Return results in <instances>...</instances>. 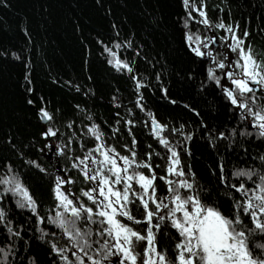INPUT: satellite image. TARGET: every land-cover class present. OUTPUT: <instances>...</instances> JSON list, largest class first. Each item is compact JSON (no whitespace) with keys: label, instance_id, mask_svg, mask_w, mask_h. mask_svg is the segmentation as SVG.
Segmentation results:
<instances>
[{"label":"trees","instance_id":"trees-1","mask_svg":"<svg viewBox=\"0 0 264 264\" xmlns=\"http://www.w3.org/2000/svg\"><path fill=\"white\" fill-rule=\"evenodd\" d=\"M206 3L208 16L214 23L220 18L226 24L238 23V35L247 30L250 33L247 43L252 45L253 54L264 60V0H206ZM185 15L182 0H0V176L5 171L3 165L12 163L40 205L41 215L53 205L51 188L58 169H70L64 157L45 147L46 143L63 146V139L44 140L41 133L46 127L58 128L64 138L74 132L86 147H93L90 137L81 133L87 132L85 125L95 123L107 143L114 145L121 155H128L125 145L132 148L135 139L137 159L145 160L147 153L152 152L151 163L154 167L159 165L156 168L159 177L165 174L166 150L144 124L150 123L151 112L169 125L164 135L173 145H180L178 150L186 171L191 168L199 185L217 189L205 202L217 203L225 215L230 214L232 202L214 175L218 165L223 163L229 176L237 169L264 172L259 161L264 156V140L237 135L235 143L213 141L216 148L209 143L203 125L214 133H227L234 128L243 131L247 126L233 115L234 109L220 90L207 81V69L213 66L210 61L201 62L186 50ZM190 27L192 32L211 34L202 26ZM212 31L218 37L226 35L219 29ZM128 41L133 49H121L122 59L130 61L135 74L148 85L140 89L143 112L135 107L138 97L134 81L127 73H118L108 66L106 54H102L103 45L111 47L116 42ZM135 51L140 55L136 56ZM26 75L31 84L25 81ZM202 81L207 85L204 89ZM29 87L32 92L26 91ZM162 88L167 89V96ZM28 99L34 103L28 104ZM41 107L54 115V122L42 123L38 116ZM87 116L92 119H86ZM126 120L133 121L131 134ZM73 121V128L68 129L66 125ZM181 125L180 132L171 134V128L180 129ZM189 134L192 139L185 140ZM71 147L75 154L82 155L78 142L74 141ZM21 153L23 160L37 161L50 175L25 165ZM70 174L75 176L76 172L71 170ZM230 182L237 183L231 177ZM247 183L253 186L251 181ZM156 184L157 194L165 196L164 182L157 179ZM79 187L77 184L72 190L78 192ZM235 195L239 198V194ZM6 208L11 227L20 231L17 238L0 225V248L7 250L10 246L16 253L8 257L7 264H31L33 258L36 264H52L49 244L37 238L40 233L36 231L35 218L26 210L16 209L14 200H9ZM133 215L143 218L136 208ZM125 222L146 234L147 225ZM45 231H56L59 235V230L52 226ZM250 240L253 245L264 243L259 236ZM176 242L175 230L165 228L157 235L158 250L166 249L169 258L173 257ZM145 246L143 241L136 242L135 250L142 256ZM89 254H94V250ZM3 260L0 253V262Z\"/></svg>","mask_w":264,"mask_h":264},{"label":"snow or ice","instance_id":"snow-or-ice-1","mask_svg":"<svg viewBox=\"0 0 264 264\" xmlns=\"http://www.w3.org/2000/svg\"><path fill=\"white\" fill-rule=\"evenodd\" d=\"M182 4L186 13L183 19L186 50L201 62L210 61L213 66L207 69V81L220 90L234 109L233 115L247 126L243 131L234 128L231 132L214 133L203 125L209 143L213 148L217 147L213 141L235 143L237 135L264 140V60L258 59L252 45L247 43L250 33L245 30L238 35L239 24H226L222 18L214 23L208 16L206 0H199L198 4L196 0H182ZM193 24L211 34L192 32L190 26ZM213 29L222 30L226 35L218 37ZM217 45L221 47L217 48ZM121 49H133L131 41L116 42L111 47L103 45L102 54H106L108 66L118 73H127L134 81L138 97L135 107L143 112L144 97L140 89L148 85L135 74L132 63L122 59ZM135 55L139 56L140 52L135 51ZM13 56L19 59L15 53ZM156 79L160 80L159 74ZM25 81L31 84L27 75ZM206 87L202 81L201 88ZM161 90L167 96V89ZM26 91L32 92V89L29 87ZM77 91H80L79 86ZM27 103L31 105L34 101L28 99ZM38 116L42 121L55 120L45 107L38 109ZM148 116L150 123L144 121L145 126L150 127L153 138L166 150L164 175L157 177L159 165L154 167L151 163L152 152L147 153L145 160L137 159L135 139L132 148L125 145L128 155H121L114 145L107 143L100 126L95 123L85 125L87 132L81 133V136L87 134L90 137L93 147H86L74 132L64 138L58 128L46 127L41 133L44 140L63 139V146L53 147L46 143L45 147L58 157H64L70 169H58L51 188L53 205L41 215L40 205L25 185L21 173L12 163L4 164L5 171L0 176V225L12 236L20 237V231L11 227L6 208L7 202L14 200L16 209L26 210L35 218L36 231L40 233L37 238L49 244L52 264H264V243L253 245L250 240L253 236L264 238V172L254 168L237 169L229 176L225 165H218L214 175L218 185L227 190L226 198L232 202L230 214L225 215L217 203L205 202L217 189L199 185L191 168L186 171L178 150L180 145H173L164 135L169 125L160 122L151 112ZM86 119L92 118L87 116ZM73 124L74 121L69 122L66 127L72 129ZM125 124L130 126L131 134L133 121L126 120ZM182 128L183 125L180 129L171 128L170 132L174 135ZM118 131L114 129V132ZM191 139L190 134L185 136V140ZM74 141L79 143L82 155L75 154L71 147ZM8 143L11 144V140ZM20 155L23 160V153ZM259 161L264 169V156H260ZM23 163L50 175L47 168L35 160H23ZM71 170L76 172L75 176L70 174ZM230 177L237 183H231ZM157 179L166 185L167 192L163 197L157 194ZM248 181L253 186H249ZM77 184L80 185L78 192L72 190ZM234 193L239 194V198ZM133 208L142 219L133 215ZM125 221L131 225H147L146 234ZM49 226L59 230V235L56 231H45ZM165 228L175 230L177 234L172 258L166 249L158 250L157 247V235ZM141 241L146 243L142 256L135 250V243ZM93 250L94 254L90 255ZM0 253L4 256L0 264H7L8 257L16 255L10 246L7 250L0 248ZM31 264H36L34 258Z\"/></svg>","mask_w":264,"mask_h":264},{"label":"flooded vegetation","instance_id":"flooded-vegetation-1","mask_svg":"<svg viewBox=\"0 0 264 264\" xmlns=\"http://www.w3.org/2000/svg\"><path fill=\"white\" fill-rule=\"evenodd\" d=\"M220 47H221L220 45H217V48H220ZM232 58H233V59L236 58V57H235V54H232ZM257 95H259V93H258Z\"/></svg>","mask_w":264,"mask_h":264},{"label":"water","instance_id":"water-1","mask_svg":"<svg viewBox=\"0 0 264 264\" xmlns=\"http://www.w3.org/2000/svg\"><path fill=\"white\" fill-rule=\"evenodd\" d=\"M48 121H42V123H47Z\"/></svg>","mask_w":264,"mask_h":264}]
</instances>
